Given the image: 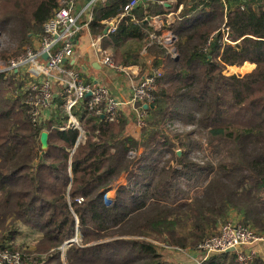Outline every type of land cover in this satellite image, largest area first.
<instances>
[{
	"label": "trees",
	"instance_id": "trees-1",
	"mask_svg": "<svg viewBox=\"0 0 264 264\" xmlns=\"http://www.w3.org/2000/svg\"><path fill=\"white\" fill-rule=\"evenodd\" d=\"M128 2L96 3L86 28L102 35L114 63H136L144 48L150 69H160L138 138L127 131V119L108 121L87 111L85 100L73 111L82 122L80 141L76 128L50 130L55 118L32 123L25 74L0 73V252H17L21 264H176L149 235L196 250L232 211L264 233V0H141L125 13ZM58 5L0 0V34L15 44L12 55L34 46ZM153 16L174 35L175 57L169 46L150 41L159 33ZM246 61L255 65L250 72L223 73ZM56 113L64 121L62 108ZM175 122L192 129L178 130ZM193 136L206 137L203 149L214 153L215 165L190 157L203 147ZM122 176L126 182L115 185ZM184 185L194 192L179 195ZM113 189L114 197L105 198ZM21 224L42 233L34 248L13 245ZM76 232L79 240L71 241ZM202 264L239 263L234 252H221Z\"/></svg>",
	"mask_w": 264,
	"mask_h": 264
},
{
	"label": "built area",
	"instance_id": "built-area-1",
	"mask_svg": "<svg viewBox=\"0 0 264 264\" xmlns=\"http://www.w3.org/2000/svg\"><path fill=\"white\" fill-rule=\"evenodd\" d=\"M104 1L89 0L81 5L79 0H59L58 7L44 23L42 37L32 48H27L25 54L12 58L6 66L0 67V73L12 71L17 75L25 74L23 78L27 79L25 88L28 91L25 102L32 123L44 125L55 118V123L49 126L50 130L76 128L80 132L79 141L84 138L82 122L73 111L82 108L84 100L87 111L99 113L108 121L117 120L119 112L128 106L135 124L141 127L145 123V112L141 105L151 104L155 81L160 76V69L152 68L144 76L133 79L126 72L125 67L114 63L110 53L102 47V35L92 38L90 45L99 57L101 65L115 73L128 74L127 97L114 96L103 85L84 82L80 73L68 64L75 59L74 47L77 34L81 29L86 28L87 23L92 19L93 6ZM138 3L139 0H129L124 7L125 13L130 12ZM159 17L151 18L156 22ZM167 21L169 22L170 19ZM149 38L150 41L164 45H171L175 40L170 31L164 42L155 32L150 33ZM175 55V53L171 54L172 57ZM58 107L65 113L64 121L58 119L61 118V115L56 113ZM47 115H50L48 120ZM258 244H264V233L257 234L243 225L239 216H229L218 224L213 234L202 239L197 245L198 264H202L211 255L221 252H234L239 264H249L256 255L255 246ZM230 249L232 250L229 251ZM0 264H21V261L17 252L13 254L0 252Z\"/></svg>",
	"mask_w": 264,
	"mask_h": 264
},
{
	"label": "rangeland",
	"instance_id": "rangeland-1",
	"mask_svg": "<svg viewBox=\"0 0 264 264\" xmlns=\"http://www.w3.org/2000/svg\"><path fill=\"white\" fill-rule=\"evenodd\" d=\"M171 20L172 19H170V21ZM35 42H34V44H35ZM166 46H169L167 48H168V52L170 54H174V53L176 54L175 49L174 48L172 49V47H170V44H166ZM14 50H15V44L12 41H10L6 35L0 34V67L6 66L7 62L15 57V55H12ZM79 50L85 51V45H83V47ZM106 50L110 53L111 56L113 55V53H114L113 50H111V49H106ZM4 51L8 52L6 60H3V57H2V53ZM254 67H255V65L253 63L246 61L243 64H241L240 66H236V65L227 66L223 70V73L226 75H230V74L243 75L247 72H250ZM102 79L104 81V84L107 85V87L108 86L109 87L116 86L118 88V92H117V94L115 93V95L118 96V94H119L120 96H123L121 98L126 97L127 91H126V88L125 89L123 88L124 83H123V87H122V82H124L123 81L124 77L123 78L117 77V75H114L113 73L111 74V72L109 71V72L102 73ZM114 79H115V81H114ZM121 79H123V80H121ZM127 85H128V82H127ZM120 96H118V97H120ZM118 118H121L124 120L127 119V131L136 138H138L140 136L142 128L145 126V123L141 127H139V126H137V124H135V121L133 119L130 107L126 106L123 110H121L119 112ZM174 125L176 128H178V130L184 129V131H188V130L192 129L191 128L192 126L191 127H189V125L183 126V125H180L178 122H175ZM169 136L172 137L173 133L170 132ZM193 137L198 139L201 142V144L203 145V147H202V150H200V151H193L191 153L190 157L197 155L199 160L194 159V161H196L197 163L205 165L207 161L208 162L210 161L212 164L215 165L217 158L214 155V153L211 152L209 149H203V148H205V146H204L205 142L204 141H205L206 137H203V136H201V137L193 136ZM176 147L177 146L175 145V147L173 148V151L175 149V151H180V153H181V149L176 148ZM139 152H140V150L138 151V153ZM168 155L169 154H165L164 157H167ZM125 182H126L125 178L122 176V178H119L118 182L115 185L124 184ZM176 184H178V183H176ZM197 184L200 185L201 180H199ZM178 192H179V195H183L186 192H188V194H192L194 191L188 190V187H186V185H184ZM114 195H115L114 189L109 190L104 194L105 197H114ZM175 195H178V194H175ZM183 197H186V196H183ZM178 198H180V197H178ZM236 216H237V214H236ZM231 217H233V216H231ZM240 221H241V219H240ZM179 229H187V227L181 226V227H179ZM41 234L42 233L39 232L38 230H36L35 228L31 229V228L21 224L20 229H19V233H17V235L13 239V245H15V248H17V249H19V247L22 245H24L26 247V249L29 247L34 248V246L37 244L38 239L41 236ZM79 238H80V235L78 232H76V236L73 238V241H78ZM149 238L154 240V243L159 246L160 253H163L169 262H174L176 264H198L199 256L197 254H199V253H197V250L188 249V248L187 249L186 248L181 249V248H178L175 246H169V245L166 246V244L164 245L163 243H161V240L159 239V237L155 236V234L149 235ZM66 246H68V245H66ZM62 249H63V247H62ZM21 250H23V249H21ZM255 250H256L255 257H260L264 261V244H258L257 246H255ZM17 251L20 252L19 250H17ZM62 253H64V251H62Z\"/></svg>",
	"mask_w": 264,
	"mask_h": 264
},
{
	"label": "crops",
	"instance_id": "crops-1",
	"mask_svg": "<svg viewBox=\"0 0 264 264\" xmlns=\"http://www.w3.org/2000/svg\"><path fill=\"white\" fill-rule=\"evenodd\" d=\"M141 0H139L140 2ZM173 13L169 12L166 15V19H172L173 20ZM163 24L162 18L159 17V19H156V22L154 20H152L151 18V25L155 27V29L158 31L159 33L157 34V37H159L163 42L164 40H166V37L169 33L168 30L161 28ZM98 35L94 36L92 34H90L88 28H85V30H83L79 36H77L76 38V44L74 47L75 50V59L74 61H72L71 63H68L70 66H72L75 70H77L80 75L81 78L83 79L84 82H89L92 83L93 85L95 84H99V85H103L106 88H108L111 91V94L114 96L115 93L117 94L118 92V88L116 86H112V87H107V85L104 84V81L102 79V73L104 72H111V74L113 73L114 75H117V77H124V82H122V87H123V83H124V89L126 88L127 94L126 97L128 96V88H129V80H128V74L131 75L133 77V79H138L139 77L144 76L147 71L150 69V65H151V58L148 56H146V52L144 51V48L139 50V55L137 58V62L136 63H131V64H127V65H123L126 69V72L128 73H115L112 70H110L109 68L101 65L99 63V57L97 56V54L94 51V48L90 45L92 38L97 37ZM103 41V38H102ZM133 44V43H132ZM83 45H85V51H80L79 49H81L83 47ZM134 45V44H133ZM105 49V48H104ZM146 63V64H145ZM145 64V65H144ZM145 66H147V68H145ZM144 74V75H143ZM128 80V81H127ZM115 81V79H114ZM128 82V85H127ZM118 96H120L118 94ZM123 96H120V98ZM78 111V109H77ZM50 118V115H47V120ZM107 199H110L112 197H105ZM230 216H236V213L234 211H232L230 213Z\"/></svg>",
	"mask_w": 264,
	"mask_h": 264
},
{
	"label": "water",
	"instance_id": "water-1",
	"mask_svg": "<svg viewBox=\"0 0 264 264\" xmlns=\"http://www.w3.org/2000/svg\"><path fill=\"white\" fill-rule=\"evenodd\" d=\"M110 25H113V22L110 23ZM108 30V27H106L103 31L104 34H106ZM44 57L46 56V54L43 55ZM144 109L148 108V107H152V105H148V104H143L142 105ZM48 133L47 131H41L40 135H39V142H40V148L41 150L45 151L48 148ZM180 151H177V155L180 156ZM73 241V239L71 240ZM71 241H69L68 243H66V245H68ZM232 249H230L229 251H231Z\"/></svg>",
	"mask_w": 264,
	"mask_h": 264
}]
</instances>
